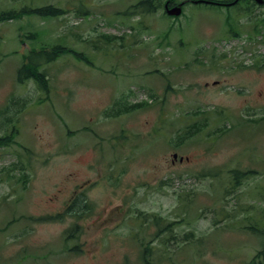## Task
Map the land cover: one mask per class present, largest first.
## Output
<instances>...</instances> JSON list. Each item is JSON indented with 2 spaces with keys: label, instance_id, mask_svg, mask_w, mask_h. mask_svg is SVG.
<instances>
[{
  "label": "rangeland",
  "instance_id": "obj_1",
  "mask_svg": "<svg viewBox=\"0 0 264 264\" xmlns=\"http://www.w3.org/2000/svg\"><path fill=\"white\" fill-rule=\"evenodd\" d=\"M141 1L0 0V264L264 263V7Z\"/></svg>",
  "mask_w": 264,
  "mask_h": 264
},
{
  "label": "trees",
  "instance_id": "obj_2",
  "mask_svg": "<svg viewBox=\"0 0 264 264\" xmlns=\"http://www.w3.org/2000/svg\"><path fill=\"white\" fill-rule=\"evenodd\" d=\"M154 0H146L138 4L137 8L144 10L146 12L149 11H155L158 8V5L156 7H149L152 6L151 2ZM149 5V6H148ZM150 8V9H149ZM26 11H23L25 13ZM36 13H39L43 16H58L61 14V10L58 8H54L52 6H46L41 9H38L35 11ZM19 16L17 13H2L0 14V22H5L7 20H11L14 17ZM64 53V48L62 46H56L53 47L50 50L44 49L41 51H35L32 52L31 55L28 57V64H23L22 67L18 71V80L19 82H24V79H32L35 81L37 84H39L40 88L42 89H48V75L47 73L43 70V67L48 64L50 61L57 59L61 54ZM37 57H41V59L38 61L36 60ZM9 139L5 137H0V147L3 146H8ZM84 203V201H83ZM78 204V201H74L73 204L69 207V211H72L71 209L74 210L75 206ZM87 205L86 203L83 204V208H85ZM158 219L162 222V218L158 217ZM147 222V218L144 219L143 223ZM148 224H153L157 225V227H160L159 221L157 223L155 222H149ZM162 232V230H158V233ZM141 247L147 251L149 249L148 243H143L141 242ZM150 250V249H149ZM145 256L143 255L144 261L147 263L149 262L147 257H148V251L147 253L145 252Z\"/></svg>",
  "mask_w": 264,
  "mask_h": 264
},
{
  "label": "flooded vegetation",
  "instance_id": "obj_3",
  "mask_svg": "<svg viewBox=\"0 0 264 264\" xmlns=\"http://www.w3.org/2000/svg\"><path fill=\"white\" fill-rule=\"evenodd\" d=\"M252 0H232V2L230 3V4H227V5H236V4H241L242 2L244 3V7H243V9L245 10V11H247V6H249L250 7V2H251ZM245 3H247V5L245 4ZM166 4H168V6L169 7H173V6H176V5H179L180 4V2L179 3H175V1L174 0H164V6L166 5ZM226 58H229V57H224L223 59H222V61H220V65H222V66H224V70L225 69H228V70H230L228 73L227 72H225V71H223V73H222V75H221V80H215V81H213L212 83L214 84V85H218L219 86V89L222 91V92H227V90H226V88L230 85V84H233V83H230V80H229V77L231 76V74H232V72H234L235 70H232V68H230V66L228 65V62H229V59H226ZM199 60V58H196V60L194 61V63L195 62H197ZM234 60V59H233ZM237 63H240V64H243V63H241V62H238V61H236ZM188 63H191V60H189V62ZM239 68L240 67H244V68H252V67H254V64H253V66H250V67H247V66H244V65H239L238 66ZM253 77V78H252ZM254 79L255 78V74L251 71L250 72V78H249V81H250V79ZM248 83L249 82H247L246 84H244L247 88L248 87H250V86H248ZM234 85H235V83H234ZM227 93H229V92H227ZM230 94V93H229ZM258 101H256L255 103H248V104H245V106H247V105H249L250 107H251V109L252 110H255V109H257V110H259V107L257 108V106H258ZM260 109H264V106H260ZM123 134H124V132H123ZM124 136H125V134H124ZM180 161H183V158H180L179 159ZM172 162H174V161H172ZM75 199V201H78L79 203L81 202V198L78 196V195H76V197L74 198ZM262 262H263V260H262Z\"/></svg>",
  "mask_w": 264,
  "mask_h": 264
},
{
  "label": "water",
  "instance_id": "obj_4",
  "mask_svg": "<svg viewBox=\"0 0 264 264\" xmlns=\"http://www.w3.org/2000/svg\"><path fill=\"white\" fill-rule=\"evenodd\" d=\"M259 3L262 2V0H257ZM168 14L169 15H175V16H178L181 14V7H177V8H173V9H170L168 10Z\"/></svg>",
  "mask_w": 264,
  "mask_h": 264
}]
</instances>
